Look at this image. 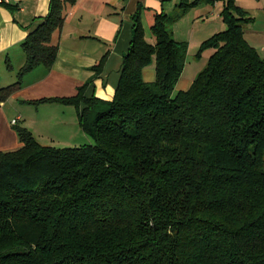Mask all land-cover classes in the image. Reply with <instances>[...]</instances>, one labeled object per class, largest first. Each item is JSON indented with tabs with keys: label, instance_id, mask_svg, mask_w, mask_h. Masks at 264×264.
Wrapping results in <instances>:
<instances>
[{
	"label": "trees",
	"instance_id": "16d2710c",
	"mask_svg": "<svg viewBox=\"0 0 264 264\" xmlns=\"http://www.w3.org/2000/svg\"><path fill=\"white\" fill-rule=\"evenodd\" d=\"M208 1L224 2L228 28L202 44L198 57L216 51L173 98L189 43L170 23ZM77 2L50 0L23 44L18 82L0 89V106L26 75L54 67L55 38ZM180 7V17L155 13L150 43L140 6L112 100L88 94L105 55L76 96L27 102L76 107L95 144L46 146L14 125L23 147L0 152V264H264V57L243 25L255 19L237 0ZM154 63L150 83L144 70Z\"/></svg>",
	"mask_w": 264,
	"mask_h": 264
},
{
	"label": "crops",
	"instance_id": "0c3cea01",
	"mask_svg": "<svg viewBox=\"0 0 264 264\" xmlns=\"http://www.w3.org/2000/svg\"><path fill=\"white\" fill-rule=\"evenodd\" d=\"M0 1L18 6L12 11L0 5V68L3 63L21 68L26 63L23 44L31 30L48 15L50 0ZM180 3L181 0H78L68 11L63 31L55 38L60 51L54 67L42 70L40 66L26 75L23 89L0 106V147L21 148L20 140L11 133L14 120H20L18 125L30 130L46 146L73 148L83 142L91 144V137L80 126L76 107L27 102L76 96L79 88L94 78L92 68L105 55L104 70L88 94L112 100L133 40L134 16L140 6L145 8V21L149 11H164L170 16L175 13L180 17L184 12ZM237 3L255 19L244 27L246 38L264 57V0H237ZM223 9V1H208L184 13L172 30L176 39L188 42L189 49L194 42L201 48L205 41L228 28L222 17ZM144 79L155 82V63L144 70ZM190 82L182 76L178 84L187 88Z\"/></svg>",
	"mask_w": 264,
	"mask_h": 264
},
{
	"label": "rangeland",
	"instance_id": "374dc122",
	"mask_svg": "<svg viewBox=\"0 0 264 264\" xmlns=\"http://www.w3.org/2000/svg\"><path fill=\"white\" fill-rule=\"evenodd\" d=\"M154 15H155V12L149 11L148 12V20L149 21L147 19L144 21L146 33H147V39L150 43L155 42L154 35L151 32V27L154 25ZM171 16L177 17V14L172 13ZM176 22L177 21L170 23V29L171 30H173ZM219 23L222 25L221 21H219ZM246 24H247L246 22L243 23L244 27H247ZM205 37H203V38H205ZM22 49H23V47H22ZM200 49L201 48L196 45V42H194L190 46L187 65H186L183 76L185 77V80L191 81L190 82L191 85L187 88H184L178 84L174 93H173V98H175L179 92L188 91L191 89L195 80L205 70V68L207 67V65L209 63V60L211 59L212 55L216 51L215 49H208L203 53V55L201 57H198L197 55H198ZM23 54L25 56L24 49H23ZM8 65H9L8 63H3V65L0 68V86H1L0 89L6 88L10 85H13V84L17 83L19 80V73H20L22 67L18 68L17 66H15V68H13V67H9ZM41 68H42V70H47V67H45V66H42ZM19 126L24 127L23 125H19ZM12 129H13V131L11 133L14 134V136L16 137L17 140H20V143L22 145L19 147H23V143L21 141V138L19 136V133H18L16 127H12ZM91 140H92V145L95 144L94 140L93 139H91ZM84 145H89V142H83V144H79L78 146H74L73 148H80V147H83ZM64 148H66V147H64ZM18 149H20V148H15L14 146H12L8 150H3V148L0 147V152L1 151H11V150L14 151V150H18Z\"/></svg>",
	"mask_w": 264,
	"mask_h": 264
},
{
	"label": "built area",
	"instance_id": "2783aa9c",
	"mask_svg": "<svg viewBox=\"0 0 264 264\" xmlns=\"http://www.w3.org/2000/svg\"><path fill=\"white\" fill-rule=\"evenodd\" d=\"M18 122H19L18 120H14V121H13V124H14V125H18Z\"/></svg>",
	"mask_w": 264,
	"mask_h": 264
}]
</instances>
